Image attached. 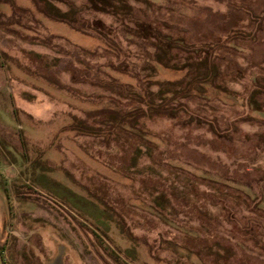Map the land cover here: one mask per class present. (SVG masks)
<instances>
[{
	"label": "rangeland",
	"instance_id": "374dc122",
	"mask_svg": "<svg viewBox=\"0 0 264 264\" xmlns=\"http://www.w3.org/2000/svg\"><path fill=\"white\" fill-rule=\"evenodd\" d=\"M45 1L0 5L5 264H264V0ZM154 27L237 46L173 117L127 98L186 73Z\"/></svg>",
	"mask_w": 264,
	"mask_h": 264
},
{
	"label": "trees",
	"instance_id": "16d2710c",
	"mask_svg": "<svg viewBox=\"0 0 264 264\" xmlns=\"http://www.w3.org/2000/svg\"><path fill=\"white\" fill-rule=\"evenodd\" d=\"M12 1L13 2H11L10 0H0V5H8L9 3L10 5L8 6L11 8V10H14L16 7L14 6V2L16 0ZM32 1L38 11L45 14L46 16L56 17L59 19L66 18L70 20V18L67 17V14H64L65 16H63V14L61 15L57 13L55 9H53V5L50 1ZM19 8L20 7H18V9L16 8V10L18 11ZM20 9L22 10L23 8ZM1 14L3 15L2 11ZM151 32L154 33L153 35L155 37L154 46L156 45V48L160 51V53L157 54V61L166 68H171L179 72L186 71V73H184L183 77L179 80L161 83V86L157 93H153L145 87L142 89L141 94L135 92L133 94V90L130 89L131 91L128 93L129 96H127V98L131 96V98H133V101H145L149 108L164 112L165 114L167 113L173 117L176 116L179 110L178 106L174 107V105H171V102H173L174 100L181 101V99L184 98H187L188 100L192 99L194 94L206 91L205 88H203L204 84H211L214 90L220 89L218 85L214 84L213 80L219 75H221V79L224 80L225 71L222 69V66L221 71L219 69L217 62V52H224L223 49H225L229 45L236 46L232 44L234 42V38H232V40H230L231 38L228 39L227 44L224 43L220 45L218 42H215L208 46L203 44V46L198 50L192 48L189 43H187L184 36H174L173 33L162 34V32H160L156 27H154ZM110 47L111 45L108 42L107 49L110 50ZM182 52H186L187 54L185 56H180ZM175 57H177L178 59H184L185 61L181 64L179 62L172 64V58ZM196 58L199 59V61H197L198 63L204 64L203 66L205 67V72L202 76L196 74L193 70L188 69V66L192 64L195 61L194 59ZM263 81L264 79L262 77H257L254 80V89L249 94L248 106L252 109V111L255 112L260 111L264 113L263 105L256 98V96L264 94ZM221 91L227 92V90L222 87Z\"/></svg>",
	"mask_w": 264,
	"mask_h": 264
},
{
	"label": "water",
	"instance_id": "95a60500",
	"mask_svg": "<svg viewBox=\"0 0 264 264\" xmlns=\"http://www.w3.org/2000/svg\"><path fill=\"white\" fill-rule=\"evenodd\" d=\"M0 264H5L3 257H2V253L0 252Z\"/></svg>",
	"mask_w": 264,
	"mask_h": 264
},
{
	"label": "flooded vegetation",
	"instance_id": "af4514ba",
	"mask_svg": "<svg viewBox=\"0 0 264 264\" xmlns=\"http://www.w3.org/2000/svg\"><path fill=\"white\" fill-rule=\"evenodd\" d=\"M18 236V235H17ZM5 243V242H4ZM0 252L2 253V257H3V260H4V256H3V252L1 251V249H0ZM5 262V261H4Z\"/></svg>",
	"mask_w": 264,
	"mask_h": 264
}]
</instances>
